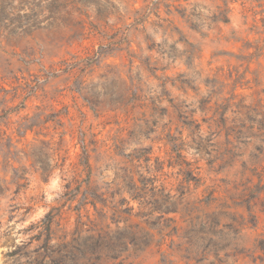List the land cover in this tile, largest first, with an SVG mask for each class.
I'll return each instance as SVG.
<instances>
[{
	"label": "rangeland",
	"instance_id": "1",
	"mask_svg": "<svg viewBox=\"0 0 264 264\" xmlns=\"http://www.w3.org/2000/svg\"><path fill=\"white\" fill-rule=\"evenodd\" d=\"M47 241L264 264V0H0V264Z\"/></svg>",
	"mask_w": 264,
	"mask_h": 264
},
{
	"label": "trees",
	"instance_id": "2",
	"mask_svg": "<svg viewBox=\"0 0 264 264\" xmlns=\"http://www.w3.org/2000/svg\"><path fill=\"white\" fill-rule=\"evenodd\" d=\"M87 166H90V164L88 163ZM98 198H99L98 195H93V199L90 202L94 206H96ZM42 248L44 250V253L37 256L38 258L34 261H31V263H34V264H68V262H71V264H80L79 262L80 260H82L81 264H85L86 262L90 260V257H88V259H69L70 261H68V259H66L64 255H58V253H56V250L51 249V247L49 246V241L45 242L44 245H42ZM49 251L50 253H48ZM13 253H17L16 250L13 251L12 254Z\"/></svg>",
	"mask_w": 264,
	"mask_h": 264
}]
</instances>
